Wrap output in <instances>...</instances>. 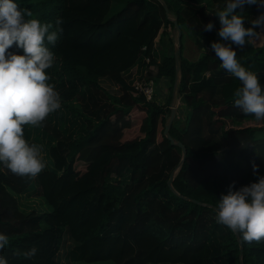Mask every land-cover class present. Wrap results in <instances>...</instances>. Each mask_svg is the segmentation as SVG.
Returning a JSON list of instances; mask_svg holds the SVG:
<instances>
[{"label":"trees","instance_id":"obj_1","mask_svg":"<svg viewBox=\"0 0 264 264\" xmlns=\"http://www.w3.org/2000/svg\"><path fill=\"white\" fill-rule=\"evenodd\" d=\"M202 1L224 7L228 2L13 0L23 13H31L25 20L51 23V30L57 19L63 21L55 45L45 41L55 57L46 73L48 83L66 84L75 95L61 101L60 109L34 128L38 137L47 138L48 162L36 178L15 175L0 163V234L9 240L0 257L7 264H60L56 256L65 239L71 244L66 257L84 264H264V240L242 242L240 234L216 221L219 199L233 182V191L257 182L253 164L264 176V120L245 115L234 105L233 93L240 82L221 67L211 49L213 42H227L218 36L217 12L203 17V8L193 7L204 6ZM261 11L245 5L238 13L247 14L248 27ZM172 19L180 29L178 44L168 32ZM209 22L214 28L205 31ZM185 33L201 49L193 60L181 52ZM155 42L162 50L160 62L153 58ZM233 48L237 60L258 75L264 89V40L258 46L247 41L242 49ZM9 51L23 54L15 45ZM146 64L156 68L153 81L167 78L170 83L164 104L145 101L119 82L132 67ZM101 79L121 93H108ZM175 79L185 115L172 120L168 135L184 146L183 160L180 148L170 145L162 133ZM81 93L92 102L82 104ZM100 99L108 102V109L93 103ZM132 112L144 115L141 135L108 141L110 122L117 116H133ZM244 121L261 124L242 127ZM27 126L24 138L31 145ZM43 139L38 142L44 147ZM77 161L86 163L83 170H75ZM171 172L172 190L166 184ZM32 183L39 190V204L47 209L18 208V196ZM33 247L36 254L26 258L23 253Z\"/></svg>","mask_w":264,"mask_h":264},{"label":"clouds","instance_id":"obj_2","mask_svg":"<svg viewBox=\"0 0 264 264\" xmlns=\"http://www.w3.org/2000/svg\"><path fill=\"white\" fill-rule=\"evenodd\" d=\"M245 5L264 9V0H228L226 7L217 13L220 22L218 36L221 42H213L211 49L221 62V67L240 82L233 95L234 105L245 115L264 120V89L258 75L246 70L237 60L235 48L242 49L246 42L259 37L264 31V11L251 21L249 27L238 10ZM25 15L13 0H0V163L13 174L36 178L46 167L41 148L24 138L23 126H41L49 114L61 107L55 85L48 83L46 73L54 64V54L46 46L55 45L63 29L61 19L41 23L38 19L25 20ZM209 22L205 31H212ZM23 54L9 51L13 47ZM205 54L207 49H202ZM257 182L233 191L235 182L229 186L227 195H222L216 208V221L231 232L240 234L242 242L264 240V176L258 175V166L253 164ZM9 244L8 237L0 234V251ZM35 247L23 253L31 258ZM0 264H7L0 257Z\"/></svg>","mask_w":264,"mask_h":264},{"label":"rangeland","instance_id":"obj_3","mask_svg":"<svg viewBox=\"0 0 264 264\" xmlns=\"http://www.w3.org/2000/svg\"><path fill=\"white\" fill-rule=\"evenodd\" d=\"M204 3V6L202 4H195V6L193 5V7H195V9L200 10L202 9V16L203 17H207L210 15V13L212 11L215 12H219L221 10H223L225 7L223 5H221V3H217V2H212L209 6L205 1H202ZM185 4L187 5V2L185 1ZM191 6V5H190ZM239 15L242 16V18L245 20L247 18V14H243V13H237ZM251 22L248 24V27L250 26ZM258 32H260V35L257 39L255 40H249L254 46H258L262 43V41L264 40V31H260L257 30ZM168 32L172 38V40L174 41V43L176 42V32L174 28H168ZM156 44V42H155ZM181 44H182V55L189 59V60H193L195 59L199 52L201 51V49L199 48L198 43L196 42L195 39H193L189 34H184L181 40ZM165 46V48L168 47L167 42L165 40H163L162 42V46ZM177 49V45L175 44L173 46V52L174 50ZM162 50L160 45L158 46V44L155 45V51H154V55L153 58L155 60V62H160L161 60V55H162ZM156 72V68L154 65H148L146 64L144 67L139 68V67H132V69L129 70V72L125 75H123L122 80L120 79L119 82H124L127 85L131 86L132 80L136 79V80H145V79H151L153 78V75H155ZM100 85L102 86V88L104 90H106L108 93L110 94H116L119 95L121 93V91L117 90V87L115 85H113L109 80L107 79H101L99 81ZM169 82L167 78H159V79H155L154 81V95L152 96V100L155 103L158 104H164L169 93H170V87H169ZM55 90L59 93L60 96V102L64 101V100H68L71 99L74 95L75 92L74 90H71L68 85L64 84V85H60L57 86L55 85ZM85 94L87 93V91L84 92ZM84 93L80 94V97L82 98V104H84V100L88 101V102H92L90 100L89 96H85ZM84 94V95H83ZM171 100L168 103V108L169 107H176L175 108V113H174V117L172 120L175 119V117H177V119L182 120L183 116L185 115V111H184V104L180 99V95L178 94L177 91L174 90L171 93ZM95 98H100L95 96ZM80 100V98H78ZM96 105H98L99 107H104V109H108L109 105H107V101L104 99H100L96 102H93ZM133 116H126L125 117H118L115 118L114 122H110L111 126H113V129H110V133L107 137L108 141L111 142H120L123 140H127V139H131L137 136H140L141 133L139 131V125L141 124V121L144 117V115L141 112H132ZM114 118V117H113ZM113 118H110L111 120ZM56 121V120H54ZM225 123L227 126H230V123L225 120ZM254 124H258L260 125L261 123L259 121L257 122H251V121H244L242 122L240 125L242 127L244 126H251ZM28 128H26V132L29 135V137H27L28 140H31V143L38 145L39 147L43 148L44 150L41 151V155L44 158V162L46 163V167H48L47 165V156L46 155V148H47V138L46 137H38L37 135V131L34 129L36 127L33 126H27ZM160 125L157 126V135H156V139L159 138L160 133ZM31 134H33V137L35 136V138H31ZM38 137V138H36ZM39 138H44L43 139V145L44 147L38 142ZM33 139V140H32ZM85 162L83 161H77L75 164V170L76 171H81L84 169L85 167ZM45 167V168H46ZM37 186H35L34 183H32L25 192H23L22 194H20L17 198V206L19 209H24V208H29V209H34V210H45L47 209L45 207V205L43 204H39L40 203V198H39V190L36 189ZM71 248V244L68 241V239H65L59 254L56 256V261L59 262L60 264H84L82 262L73 260V259H68L65 255L66 251L68 252V250ZM92 264H111L109 262H103V263H92Z\"/></svg>","mask_w":264,"mask_h":264},{"label":"water","instance_id":"obj_4","mask_svg":"<svg viewBox=\"0 0 264 264\" xmlns=\"http://www.w3.org/2000/svg\"><path fill=\"white\" fill-rule=\"evenodd\" d=\"M162 7L163 9L165 10V12L167 11L166 10V7L165 5L162 3ZM172 23H173V28L175 29V32H176V43L178 44L179 43V38H180V29L176 23V21L174 19L171 20ZM177 56H178V48L176 50H174L173 52V57H174V62H175V68L177 69ZM176 85V79L174 81V84L173 86L175 87ZM170 108V111H169V114H168V117H167V120L163 126V130H162V133L163 135L166 137V139L169 141L170 145H176L180 148V151H181V160H183L184 158V155H185V149H184V146L180 143V142H174L172 140V138L168 135V129H169V126L172 122V119L174 117V113H175V108L176 107H169ZM173 179V173L171 172L168 176V179L166 181V184L167 186L172 190V187H171V181ZM240 252H241V249L239 248V255H240Z\"/></svg>","mask_w":264,"mask_h":264},{"label":"built area","instance_id":"obj_5","mask_svg":"<svg viewBox=\"0 0 264 264\" xmlns=\"http://www.w3.org/2000/svg\"><path fill=\"white\" fill-rule=\"evenodd\" d=\"M147 59H145V62L147 63ZM129 87L132 89L131 92L135 95H140L144 98L145 101L152 100V96L154 95V81L153 78L151 79H145V80H136L133 79L131 86ZM175 88V87H173ZM174 90V89H173Z\"/></svg>","mask_w":264,"mask_h":264}]
</instances>
